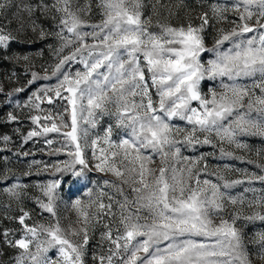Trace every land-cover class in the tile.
<instances>
[{
    "label": "snow or ice",
    "instance_id": "obj_1",
    "mask_svg": "<svg viewBox=\"0 0 264 264\" xmlns=\"http://www.w3.org/2000/svg\"><path fill=\"white\" fill-rule=\"evenodd\" d=\"M198 7L193 15L185 0H0V58L30 77L6 99L55 79L17 105L40 113L29 116L36 127L24 142L56 133L54 153L69 157L51 165L58 179L39 186L46 222L28 223L23 206L5 217L21 226L0 232V243L18 250L8 264H89V256L91 264H253L249 244L264 261V227L244 232L264 225V145L249 143L264 142V0ZM47 40L55 62L43 75L11 50ZM205 146L212 151L184 154ZM19 180L0 171V191L17 202ZM63 183L86 190L67 225Z\"/></svg>",
    "mask_w": 264,
    "mask_h": 264
},
{
    "label": "rangeland",
    "instance_id": "obj_2",
    "mask_svg": "<svg viewBox=\"0 0 264 264\" xmlns=\"http://www.w3.org/2000/svg\"><path fill=\"white\" fill-rule=\"evenodd\" d=\"M185 2L188 3L190 7L195 9V11L192 13L193 15H196L197 12L202 10L198 7L200 0H185ZM177 22L178 21L175 19L172 21L174 24ZM194 22L198 23L199 21ZM44 23L45 27L49 26V22L45 21ZM224 26L227 27V25ZM213 35L214 30L209 29L206 34V39L209 46H211ZM51 43H53L52 40L19 44L13 43L11 45V50L16 53L29 55L33 65L32 70L43 75L44 73L42 66L48 67L55 62V58L48 48V44ZM40 53H42V55ZM8 77H12V79H9ZM17 77L19 78V83L17 82ZM28 78L30 77L26 75L25 68L22 63L14 64L0 58V86H3L4 88V93L0 94V137L3 135H8L10 137V140L7 142V144H5L2 139H0V171L10 169L11 172H14L16 176L20 177L19 183L26 186L21 189L22 201L20 202L12 200L4 191H0V232H3L5 229H19L21 227L18 221L5 218L6 216H19L20 212L18 209L20 206H23L26 211L31 213L32 220L27 221L28 223H32L33 221L46 222L44 218L48 214L42 213L38 204L36 203V198H43L39 186L58 179L59 174L54 172V170L51 168V165L69 159L66 154L58 155L54 153V149L59 147L62 141V137L59 134L49 133L47 137H34L28 140L26 143L24 142V138L27 136V133L36 127V125H34L29 119V116L40 113L39 110L31 111L28 108L17 107V105L25 104L28 101V97L31 95V92L35 91L37 88L55 84V79L41 80L29 90L15 94L14 97L6 99V93L11 92L14 87H18L20 84L25 83ZM210 86H212V82L210 81L202 83V88L204 91H207L208 87ZM49 107L50 106L46 103L41 105V108L43 109H48ZM10 112L19 117L18 121L13 122L7 120L8 113ZM105 120H107V118H105ZM41 122L43 123V120ZM16 129H19V131H16ZM46 139H52L54 141L51 147L45 143ZM249 143L254 144L256 147L264 145V142L258 138H250ZM211 151L212 149L210 147L205 146L198 152L185 151L184 154L190 157H195L198 156L200 152L207 153ZM18 152H28L29 155H20L18 157L16 155ZM225 163H230V161L212 160L213 166L216 164L223 165ZM236 164L240 167L246 166L241 165L239 162H236ZM44 165L49 166L48 170H44ZM247 167L255 170L251 165H247ZM92 175L93 177H99L101 174L93 173ZM12 182L15 181H11L9 183ZM3 187L4 185H0V188ZM89 187H92V185H89ZM240 190L241 189H236L235 191L238 192ZM85 191V189L78 191L75 187L69 190L67 183H63L61 185L59 194L63 202L59 204V214L62 218V224L67 225L68 220L75 219V213L70 207L71 202L77 197H83L86 199ZM64 217H67L68 219H63ZM242 225L243 222L238 223V226ZM261 227H264V225L259 223L256 225H249L247 228H244V232L246 236H250L255 228ZM99 231L100 230H97L95 233L96 239L90 242V248L96 246L99 239ZM19 235V232H17L16 238H19ZM0 240H2V238H0ZM0 247L7 250V254L4 257H0V260H3L5 264H8L10 257L15 255L18 250L7 248V246L3 245L2 243H0ZM249 251L253 253L251 256L253 264H264V261L259 260L255 256V246L249 244ZM88 259L89 264H91L90 256Z\"/></svg>",
    "mask_w": 264,
    "mask_h": 264
}]
</instances>
